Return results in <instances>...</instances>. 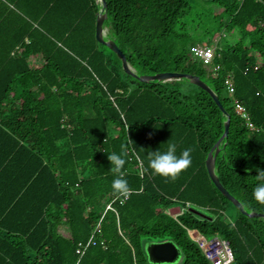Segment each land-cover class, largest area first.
Masks as SVG:
<instances>
[{
  "label": "trees",
  "instance_id": "16d2710c",
  "mask_svg": "<svg viewBox=\"0 0 264 264\" xmlns=\"http://www.w3.org/2000/svg\"><path fill=\"white\" fill-rule=\"evenodd\" d=\"M100 7L0 0V264H158L145 247L166 240L181 251L173 264H211L188 232L224 239L230 264H263L264 218L237 209L205 160L228 115L215 173L247 212L264 213L254 196L264 169V0H106L105 37L138 75H198L224 113L187 78L141 82L125 73L95 38ZM195 14L216 71L190 50L196 42L181 22ZM222 30L235 31V41L220 44ZM169 143L177 155L192 149L191 166L174 182L141 175V161L147 167L148 153ZM122 150L127 199L113 193L107 159ZM177 205L184 208L173 214Z\"/></svg>",
  "mask_w": 264,
  "mask_h": 264
},
{
  "label": "water",
  "instance_id": "95a60500",
  "mask_svg": "<svg viewBox=\"0 0 264 264\" xmlns=\"http://www.w3.org/2000/svg\"><path fill=\"white\" fill-rule=\"evenodd\" d=\"M101 2V7L98 10L96 16V24H95V38L96 40L106 45L110 50H112L118 58L121 60V66L125 73L131 75L135 79L141 82H150V81H160L165 82L173 79H181L187 78L192 84L197 85L204 90H206L219 106L221 111L224 113V108L219 100L218 95L202 80L198 75L195 74H188V73H180V72H172V71H165L159 72L156 74H142L138 75L135 70L128 64L126 56L117 46L113 39L106 38L104 35V21L106 19V0H99ZM229 116L224 122V131L223 134L219 137V139L215 142L212 146L208 155L205 160V165L207 168V172L209 174L210 179L214 183V185L218 188V190L227 197L234 206L239 209L243 214H246L250 217H263L264 213L261 212H247L243 205L233 196L231 195L228 190L222 185L218 176L215 173V159L219 151V145L221 141L227 137L228 130H229ZM147 256L151 262L158 263V264H173L179 262L181 259V251L180 249L174 244L172 240H166L161 242H151L148 243L145 247ZM264 264V263H263Z\"/></svg>",
  "mask_w": 264,
  "mask_h": 264
},
{
  "label": "clouds",
  "instance_id": "9594fccd",
  "mask_svg": "<svg viewBox=\"0 0 264 264\" xmlns=\"http://www.w3.org/2000/svg\"><path fill=\"white\" fill-rule=\"evenodd\" d=\"M191 152L192 149L186 148L177 155V145L169 143L164 152L157 150L148 153L147 167H144L143 161H141L140 174L144 175L151 170L152 175H158L165 178L166 181L174 182L182 172L191 166ZM126 156L127 152L123 150L120 154L110 153L107 156L111 164L110 170L115 175L111 184L113 193L123 199L129 198L133 191L124 178L123 168ZM256 179L258 183L254 190V196L259 203L264 204V169H257Z\"/></svg>",
  "mask_w": 264,
  "mask_h": 264
},
{
  "label": "built area",
  "instance_id": "2783aa9c",
  "mask_svg": "<svg viewBox=\"0 0 264 264\" xmlns=\"http://www.w3.org/2000/svg\"><path fill=\"white\" fill-rule=\"evenodd\" d=\"M193 55L201 60L210 69L216 71L219 69L218 64H213V59L215 57V47L209 45L195 44L190 47ZM225 87L229 95L233 94V83L231 80V75L228 74L224 80ZM235 111L246 120L249 128H254L252 122H250L248 113L244 106L239 103L236 99L233 100ZM197 244L201 247L206 258L211 262V264H230L234 255L229 244L222 238L214 236L211 238H206L201 234H196Z\"/></svg>",
  "mask_w": 264,
  "mask_h": 264
},
{
  "label": "rangeland",
  "instance_id": "374dc122",
  "mask_svg": "<svg viewBox=\"0 0 264 264\" xmlns=\"http://www.w3.org/2000/svg\"><path fill=\"white\" fill-rule=\"evenodd\" d=\"M209 9V6H207L204 10L205 12H207ZM212 10L216 12L217 10V5L212 6ZM222 20H226V17L223 18ZM185 24V28L188 29L189 33H190V37L193 39V41L196 42V44H200V45H204L205 43V39L200 37V33H204V31L202 30V27L200 26L202 23V16H197L195 14V16H193L192 18H187L184 19L181 24ZM209 30V29H206ZM203 31V32H202ZM108 33V28L104 26V35L106 36ZM236 32H231L228 30H222L221 32V38L219 39L220 44L223 43H233V41H235L236 39ZM205 65V64H204ZM205 67L207 69H209V67L207 65H205ZM175 207H180L181 209H183L184 207L181 205H177ZM181 210L179 208H174L172 209V213H178ZM227 213L229 214V216H233V209L232 207H229L227 210ZM60 232H62L63 234L67 235L68 231L65 228H62L60 230ZM188 236L191 240H193L196 244H197V236L194 234V232H188ZM198 245V244H197ZM199 246V245H198ZM200 247V246H199ZM201 249V247H200ZM202 250V249H201Z\"/></svg>",
  "mask_w": 264,
  "mask_h": 264
},
{
  "label": "crops",
  "instance_id": "0c3cea01",
  "mask_svg": "<svg viewBox=\"0 0 264 264\" xmlns=\"http://www.w3.org/2000/svg\"><path fill=\"white\" fill-rule=\"evenodd\" d=\"M174 208H179V207H174ZM174 208H172V209H174ZM179 209L182 210L181 208H179ZM171 212H172V210H171ZM173 214H175V213H173ZM194 234L196 235L197 233L194 232Z\"/></svg>",
  "mask_w": 264,
  "mask_h": 264
}]
</instances>
